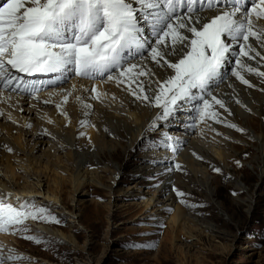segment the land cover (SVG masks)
<instances>
[{
	"label": "rangeland",
	"instance_id": "rangeland-1",
	"mask_svg": "<svg viewBox=\"0 0 264 264\" xmlns=\"http://www.w3.org/2000/svg\"><path fill=\"white\" fill-rule=\"evenodd\" d=\"M254 46L264 55V50L255 43ZM242 60L264 71V62L259 57L254 60L243 57ZM232 64L222 83L233 76L232 71L237 70L236 65ZM149 65L155 63L151 61ZM142 66L146 68L144 64ZM161 69L168 70L165 67ZM146 72L149 73V82L144 87L151 97V89L156 88L157 81L148 70ZM242 74L252 81H263L255 73L242 70ZM73 79L81 80L78 75ZM142 79L139 77V80ZM72 80L68 81L66 76V84ZM124 82L126 86L120 85L121 89L116 83L118 92L112 96L117 102L121 100V108L117 109L124 114L108 111L97 114L96 109L91 112V123L98 120L97 136L89 138L85 133H79L75 137L76 129L71 124L64 128L54 127L58 129L54 135L69 145L68 148L57 150L61 156L58 164L73 172L78 169V164L83 163L82 167L98 171L104 185H87L81 192L74 193L67 174L63 177V184L58 187L52 172L41 170L42 175L25 173L15 165L23 159V155L19 153L15 156L12 151L3 149V158L7 160L0 158V162L8 163L9 160L15 165L17 176L8 177L2 168L0 177H7L11 184L16 183L29 200L49 207L61 219V223L28 222L31 229L29 234L45 241L41 244L18 234L0 232V251L7 256L10 250H15L16 254L25 258L22 264H29V261L30 264H264V133L247 123L257 118L258 124L264 127V111L259 109L260 104L264 103V92L261 94L262 100L257 99V88L237 82L243 91L245 86L255 91L239 96L225 92L219 97L215 90L223 84L215 88L213 94L224 100L231 113L214 106L220 113V119L237 125L244 129L243 132L211 119L206 122L197 120L196 109L200 105L197 100L179 113L181 119L178 123L162 121L156 130H152L148 128L151 124L149 121L135 140L140 130L138 125L144 123L138 122L136 115L141 116L145 112L152 115L160 113L161 109L136 100L131 94V89H135L136 85L126 79ZM123 104L131 107L134 118L126 114ZM78 106L72 102L67 104L71 116H76L78 110L77 115L80 117L86 112V109ZM38 110L35 113L42 116ZM36 114L28 116L33 125L37 124L36 121L44 123ZM23 116L27 117L26 114ZM193 123L196 127H188ZM184 127H188V135H185ZM164 128L165 133L174 136L173 140H164L160 133ZM176 130L181 133V137L186 138L185 144L179 143L182 145L179 150L178 144L173 142L180 138ZM218 131H224L225 134ZM19 135L16 132L15 136ZM25 138L23 135L22 139ZM193 143L194 150H200L196 151L201 157L196 156L197 152L192 154ZM235 144H240L241 149H235ZM48 146L45 147L47 151L50 149ZM204 146L207 150L202 148ZM209 146L221 151L222 158L215 159V154L208 152ZM41 150L35 147L34 153L44 160ZM157 153H166L167 157L171 156V160L164 163L148 160L150 156L156 157ZM183 155L188 156L187 164L180 163L182 158L186 159ZM51 161L56 163L55 158ZM176 165H180V168L177 169ZM162 167L170 171L165 174L159 170ZM216 168L223 173H216ZM165 188L167 190L162 193ZM178 191L184 192L185 196L179 197ZM53 193L59 200L54 201L53 197L49 199ZM151 196L161 198L169 207L166 213L158 211L159 215L172 217L178 211L179 223L183 219L178 223L180 227L177 237L174 235L175 241H172L174 236L171 227L152 214L154 210L149 203ZM172 196L176 200H169ZM37 225L53 227L56 231L76 237V247L39 232ZM132 245L149 246L133 248Z\"/></svg>",
	"mask_w": 264,
	"mask_h": 264
},
{
	"label": "snow or ice",
	"instance_id": "snow-or-ice-1",
	"mask_svg": "<svg viewBox=\"0 0 264 264\" xmlns=\"http://www.w3.org/2000/svg\"><path fill=\"white\" fill-rule=\"evenodd\" d=\"M218 7L227 10L218 11ZM203 10L217 14L201 18L196 13ZM262 19L264 0L250 3L248 0H0V88L40 91L34 83L10 69L28 75H63L71 71L82 78L102 77L118 84L126 79L136 85L131 89L136 100L161 109L151 125L153 130L159 127V121L178 123L179 113L198 100L197 120L211 119L243 132L237 125L220 119L214 106L229 110L224 100L213 93L224 79L230 62L237 69L231 75L249 87L253 85L245 79L242 70L264 78V71L242 61L243 57L249 60L259 57L264 61V55L254 46L255 43L264 49V26L258 25ZM148 32L154 40L145 35ZM146 53L156 65L174 73L163 82H155L154 89L149 83L151 97L144 82L139 80L149 73L142 65L133 63ZM91 91L96 93L93 99H101L102 93L95 88ZM70 95L65 94V103ZM188 127L194 128L196 124ZM163 136L165 141L173 139L167 133ZM177 195L184 197L185 193L178 191ZM14 199L19 203L0 191V232L45 243L29 234L28 222L60 224L61 219L47 206L21 197ZM146 246L149 245H132L133 248ZM24 259L15 250H10L7 256L0 251V264H17Z\"/></svg>",
	"mask_w": 264,
	"mask_h": 264
},
{
	"label": "bare ground",
	"instance_id": "bare-ground-1",
	"mask_svg": "<svg viewBox=\"0 0 264 264\" xmlns=\"http://www.w3.org/2000/svg\"><path fill=\"white\" fill-rule=\"evenodd\" d=\"M218 11H223V10L218 9ZM216 14L217 12L213 11V12H206V13L197 14V15H199L201 18H210ZM258 25L264 26V19L258 21ZM145 35L149 37L150 41L155 39V37L152 36L150 32L146 33ZM148 55L149 54L146 53L145 57L137 58L135 61H133V63H138L140 65L144 64L146 66V68L145 67L144 68L150 72V74L155 78L157 82H163L164 80H166L167 78H169L171 75L174 74L171 69H168V70L161 69L160 71V66L156 65V63L150 59V55L149 57ZM172 59L175 62V58H172ZM151 61L154 62L155 65H149ZM226 70H228V66ZM70 73L71 71H68L67 73H65L62 84L57 85L56 87L50 88L45 93L38 94V95H34V94L32 96L27 95V94L20 95V94L12 93L5 89L0 88V112L3 113V115L0 116V158L3 160H7L3 158V156H5V154L3 153V149L7 150L11 148L12 153L15 154V156L18 155L19 153L23 155V159H21V161L15 165L19 166L21 170H23L25 173L31 174V173L36 172L42 175L43 171L41 170L49 171L50 173L52 172L56 176V179L54 178V180L58 187H60L63 184V180H64L63 177H65V174H67L68 179L73 184L74 193H79L82 191L81 189L87 185H104V183L98 171L91 170L90 168L87 169L86 167H82L83 163L78 164V169L73 172L72 171L69 172L67 169L63 168L62 166H60V164H58V162H61V156L59 155V153H57V150L59 148H62V149L68 148L69 145L66 142H64L61 138H58L57 136L54 135V133L58 132V129L54 127L64 128L71 124L76 129L75 137H77L79 133L80 134L85 133V135H87L90 138V137L98 135V128H97L98 120L93 121V123H91V118H90V114L94 109L98 111L97 114H101L106 111L115 112L114 114H118V115L119 114L121 115L124 113L123 111L117 109L118 107L121 108V100H119L118 101L119 103H118L117 100H114L112 97L114 92L116 93L118 92L115 89V86L117 83L116 80H111V81L106 80L105 81V79L103 80L102 77H97V79H95L92 82L73 79L70 83L66 84V81H65L66 76L70 75ZM227 74H228V71L224 74V78L225 76L227 77ZM113 75L115 76L116 74H113ZM57 78L59 82L61 77L58 76ZM142 78H143L142 81L144 82V84H147L149 82L148 76H145V77L143 76ZM245 79L249 80L251 85H253L252 87L257 88V90L255 91L253 89H250L252 87L248 88L245 86V89L247 90L244 89L243 91L242 88H240L238 85V83L242 84L240 83L241 81L237 77L232 76L230 77V79L226 80V82L219 83V85H222V84L223 85L221 87L219 86V88L215 90V94H218V96L220 97L225 92H231L239 96L242 94L244 95L245 92L251 94L250 91L253 90L257 92L255 95L257 99L262 100L261 94L262 92H264V78H262L263 81L261 82L256 81V80L252 81L251 79L247 77H245ZM118 85H119V88L121 89V86H124V85L126 86V83L123 82V83H119ZM93 88H95L99 93L103 94L101 96V99L99 100L93 99V97L96 95L95 92L91 91V89ZM67 93H71V95L68 97V100L65 103L64 96ZM77 97H79L80 99H77ZM71 102L73 104H77V106L79 105L80 107L86 109L84 110L86 112L82 114L81 116L83 118L82 120H81V117L77 115V112L79 110L76 112V116H79L78 118L76 116L73 117L70 115L69 110H67V104ZM123 105L126 106V111H125L126 114H128V116L130 115L131 117L133 116L134 118L135 115H133L131 107L126 104H123ZM37 108L39 109L38 111L42 113V116L37 115L35 113ZM108 109H112L113 111H110ZM259 109L260 111H264V103L260 104ZM160 113L159 112L153 113L151 115L148 112H145L141 116L136 115V120L138 122L141 121L144 123L141 124L140 126L138 125L140 130L137 136H135L136 138L135 140H137L140 137L141 132L143 131L145 126H147V123L149 124L151 122V124L149 125L150 127L148 128L152 129L151 125L153 124V122L156 121V117ZM23 114L24 115L26 114L27 117L23 116ZM31 114L33 115L36 114V117L40 118L42 121H44V123H40L39 121H36L37 124L33 125L32 119L28 118V116H30ZM236 116L239 118L238 114H236ZM115 118L118 120V117H115ZM81 121H86L87 124L82 126ZM9 122H12L13 124L9 125ZM161 122L162 121H159L157 123L160 124ZM247 123L248 125H251L252 127H254V129L256 128L257 131L264 133V127H261L258 124L257 118H253L252 120H249ZM15 125L20 128L16 127ZM28 125H31V127H28ZM91 125H94V126H91ZM183 131H185V135H188V132H189L188 127L187 128L184 127ZM16 132H19L20 134L18 137L15 136ZM218 132L223 133L222 135L225 134L224 131H218ZM160 133L161 134L165 133V128L162 129ZM176 133H180V132L176 130ZM23 135H25L26 137L25 140L22 139ZM178 136H180V138L178 140L176 139L177 141H173V142L178 144L177 146L179 150L180 147L182 146V145H179V143L184 142L183 144H185L186 138L181 137V133ZM28 138H30V140L26 142ZM50 141H53V143H50ZM194 142L200 145L196 141ZM194 145H195L194 143L193 145H191V148H193L192 150L193 155H195L197 152L196 150H198L197 148L194 150ZM46 146L50 148L49 151L46 150L45 148ZM54 146L58 148L55 149ZM210 146L208 147L209 148L208 152H210L211 154L214 153L215 159H218V160L221 159L223 156V153L221 151L213 150V148H211ZM35 147L36 149L42 148L41 151H42V156L45 158L44 160L41 159V157H37V155L34 153ZM238 147L240 148V144H235L234 148L236 149ZM202 148L207 150L205 146ZM220 148L222 149V147ZM25 149L27 151H25ZM165 154L166 153H161L160 155H158L157 153L155 154L156 157L152 158L150 156L148 157V160H152V162L153 161L163 162V163L169 162L171 160V156L167 157V155ZM263 155H264V149H263ZM196 156L201 157L199 152H197ZM182 157H186V159L182 158L180 160V163L183 162L187 164L188 156L183 155ZM52 158L56 159V163H51ZM71 159L73 163V157ZM15 165H12L9 160H8V163H2L1 161L0 169L3 168L6 171L8 177L10 175L12 178H14L15 176H17V169ZM165 167H162L159 170H162L163 173L166 174L170 170ZM237 170H242V168H238ZM216 173H223V171L221 170L220 172H216ZM9 181L10 180L7 179V177H4V178L0 177V191L10 194V198L12 199L14 203H19V201H15L14 199L15 197H21L23 199H28L26 193L23 192L21 189H19L20 187H18L16 183L11 184ZM169 184L170 183H168L167 185ZM110 189H112V187ZM178 189H181V188L178 187ZM166 190L167 188H165L162 191V193ZM55 195H56L55 193H53V195L50 194L49 199L53 197L55 199L54 201L59 200L57 199V196ZM5 198L8 199L9 197H5ZM172 199L176 200L175 196H172V198H170L169 200H172ZM149 203L152 204V209L154 210L152 214L156 215V217L162 220L163 223L168 224V226L171 227L170 229L173 234L172 236L176 235L177 237L178 229L180 227L179 224L183 221V219L182 220L180 219L181 222L179 223L178 211H176V213H174L172 217H167V216L163 217L162 215H159L160 213H157V212L161 211L163 213H166L167 210H169V207L166 206V203L163 202L161 198H157L155 196L150 197ZM37 230L39 232L45 233L48 237L51 236L57 239L59 242L62 241V243L73 245L74 247H76L77 238L73 237L72 235L70 236L67 235V233H65L64 231H56L53 227L43 226V225L41 226L37 225ZM176 237L174 236V238H172V241L173 240L175 241ZM20 263L21 262H17V264H20Z\"/></svg>",
	"mask_w": 264,
	"mask_h": 264
}]
</instances>
